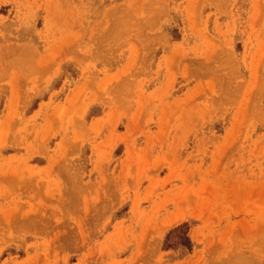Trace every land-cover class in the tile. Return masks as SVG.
<instances>
[{
  "label": "rangeland",
  "instance_id": "1",
  "mask_svg": "<svg viewBox=\"0 0 264 264\" xmlns=\"http://www.w3.org/2000/svg\"><path fill=\"white\" fill-rule=\"evenodd\" d=\"M0 264H264V0H0Z\"/></svg>",
  "mask_w": 264,
  "mask_h": 264
},
{
  "label": "bare ground",
  "instance_id": "2",
  "mask_svg": "<svg viewBox=\"0 0 264 264\" xmlns=\"http://www.w3.org/2000/svg\"><path fill=\"white\" fill-rule=\"evenodd\" d=\"M196 235V234H195ZM197 236V235H196Z\"/></svg>",
  "mask_w": 264,
  "mask_h": 264
}]
</instances>
